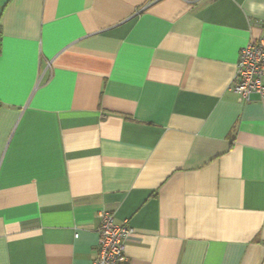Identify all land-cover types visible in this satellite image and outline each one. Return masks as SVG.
<instances>
[{
	"label": "crops",
	"instance_id": "1",
	"mask_svg": "<svg viewBox=\"0 0 264 264\" xmlns=\"http://www.w3.org/2000/svg\"><path fill=\"white\" fill-rule=\"evenodd\" d=\"M264 0H0V264H264V98L229 90ZM49 64V65H48Z\"/></svg>",
	"mask_w": 264,
	"mask_h": 264
},
{
	"label": "built area",
	"instance_id": "2",
	"mask_svg": "<svg viewBox=\"0 0 264 264\" xmlns=\"http://www.w3.org/2000/svg\"><path fill=\"white\" fill-rule=\"evenodd\" d=\"M229 90L239 102H249L252 95L264 98V30L255 42L239 50ZM131 234L127 222L116 221L110 212L102 211L92 264H127L125 246Z\"/></svg>",
	"mask_w": 264,
	"mask_h": 264
},
{
	"label": "trees",
	"instance_id": "3",
	"mask_svg": "<svg viewBox=\"0 0 264 264\" xmlns=\"http://www.w3.org/2000/svg\"><path fill=\"white\" fill-rule=\"evenodd\" d=\"M0 43H1V33H0Z\"/></svg>",
	"mask_w": 264,
	"mask_h": 264
}]
</instances>
